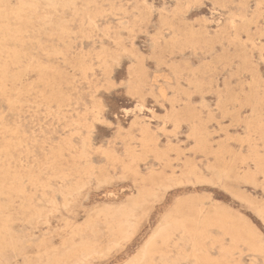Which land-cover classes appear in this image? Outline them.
<instances>
[{"label":"rangeland","instance_id":"rangeland-1","mask_svg":"<svg viewBox=\"0 0 264 264\" xmlns=\"http://www.w3.org/2000/svg\"><path fill=\"white\" fill-rule=\"evenodd\" d=\"M262 213L264 0H0V264H264Z\"/></svg>","mask_w":264,"mask_h":264},{"label":"bare ground","instance_id":"bare-ground-1","mask_svg":"<svg viewBox=\"0 0 264 264\" xmlns=\"http://www.w3.org/2000/svg\"><path fill=\"white\" fill-rule=\"evenodd\" d=\"M104 208V207H103ZM105 209V208H104ZM120 210V209H119ZM123 210V209H122ZM113 219V218H112ZM142 255V254H141ZM132 262V261H131Z\"/></svg>","mask_w":264,"mask_h":264},{"label":"snow or ice","instance_id":"snow-or-ice-1","mask_svg":"<svg viewBox=\"0 0 264 264\" xmlns=\"http://www.w3.org/2000/svg\"><path fill=\"white\" fill-rule=\"evenodd\" d=\"M119 114V113H118ZM262 215H264V213H262Z\"/></svg>","mask_w":264,"mask_h":264}]
</instances>
